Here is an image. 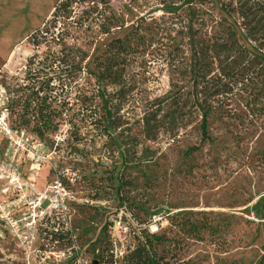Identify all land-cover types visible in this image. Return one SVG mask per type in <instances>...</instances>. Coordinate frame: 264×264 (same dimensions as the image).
Masks as SVG:
<instances>
[{
  "label": "rangeland",
  "instance_id": "1",
  "mask_svg": "<svg viewBox=\"0 0 264 264\" xmlns=\"http://www.w3.org/2000/svg\"><path fill=\"white\" fill-rule=\"evenodd\" d=\"M60 1L0 0V83L10 100L12 90L29 85L31 76L42 81L37 70L47 51L43 39L50 41L48 35L54 37L66 22L82 25L66 44L85 50L90 65L112 40L123 39L141 14L170 16L152 0H137L142 6L137 10L126 8L128 0H109L111 14L123 26L104 35L97 26L102 21L91 13L94 2L75 0L66 22L59 17L54 28L43 27ZM256 5L264 0H248L247 6ZM38 28L49 31L39 34L34 46L29 37ZM169 33L175 42L159 40L130 58L124 85L97 95L95 89L90 92L93 79L81 75L76 81L95 99L90 108L73 106L70 112L85 117L79 151L68 142L69 127L62 125L49 135L48 146L43 142L46 158L37 176H28L39 189L58 176L72 194L67 218L40 222L27 244L0 223V264H126L125 256L146 234L164 236L157 251L168 264H264V98L255 97L258 83L237 84L232 97L218 99L222 104L208 122L210 139L201 142V110L194 106L199 101L181 62L190 51L175 50L185 32ZM91 40L88 48L83 45ZM34 54L28 73L26 61ZM48 77L56 78L53 72ZM99 115L106 133L102 124H93ZM9 120L20 124L15 115ZM149 127L157 131L155 140L148 139L154 129L146 136ZM187 213L192 223L212 230L188 239L182 231L188 228L183 226Z\"/></svg>",
  "mask_w": 264,
  "mask_h": 264
},
{
  "label": "trees",
  "instance_id": "2",
  "mask_svg": "<svg viewBox=\"0 0 264 264\" xmlns=\"http://www.w3.org/2000/svg\"><path fill=\"white\" fill-rule=\"evenodd\" d=\"M153 1L170 16L156 18L152 15L154 12L141 14L137 21L128 27L124 38L112 40L102 55L94 58L90 65L86 63L85 50L68 47L66 44L68 39H74L73 34L77 33V29L82 26L76 22L71 24L66 22L75 0L58 2L53 8L51 18L45 21L43 27L51 24L54 28L59 17L66 23L54 37L48 35L50 41L43 39L47 51L44 59L38 64L42 67L37 70V73L42 74V81H39L38 76H31L29 85L12 90L15 98L11 99L8 108L12 115L18 117L20 125L26 127L31 125L30 131L47 146L49 135L57 132L62 125H67L70 130L68 142L74 143V151H79L76 145L83 134L81 126L84 116L81 115L78 118L77 114L74 112L70 114V112L73 106L78 107L77 110L90 108L95 99L92 94L85 95L86 85L79 88L76 81L81 75L93 79V88L90 92L95 89L97 95L100 91L104 92L108 86L124 85L130 58L164 39L175 42L177 37H171L169 33L173 29L185 32L180 39V44L176 43L175 50L182 49L184 51H181L182 54L190 51L188 58L182 59L181 62H183L182 68L187 70L183 76L188 77L190 86L194 90V98L199 101V105L194 104V106L200 107L201 110L199 125L201 142H207L210 139L208 122L212 114H216L217 106L222 104L218 99L228 98L229 95L232 97L233 86L237 84L245 86L250 82L258 83L254 92L255 97L264 98V5L247 6L248 0H194L188 4L186 1L189 0ZM90 2L96 5L91 8V13L96 15V22L102 21L97 25L100 28L99 32L108 35L117 24L120 28L123 26L111 14L109 0H90ZM128 2L129 5L126 8L129 10L142 7L139 5L140 1L128 0ZM182 5L184 7L181 9ZM106 22L110 24L105 26ZM88 28L90 27H86L82 33H85ZM48 31V29L38 28L29 39L34 46H37L39 43L36 39L39 34L42 38ZM91 42L92 40L83 45L88 48L92 45ZM52 46L57 47V50L51 51ZM35 57L36 54L26 61L28 73L29 67L35 64ZM49 72H53L56 78L48 77ZM55 80L57 83L54 88L52 81ZM89 85L87 83V86ZM53 90L57 91L54 96L51 94ZM121 90H118L119 93ZM201 100L203 103L200 102ZM207 102L216 104L214 107L204 106ZM159 115V110L154 112L153 120ZM92 120L90 122L95 127L98 123L102 124L105 130L103 132H107L104 115H99ZM150 120L152 121V118ZM143 122L145 123L146 120L144 119ZM143 126L147 127L145 124ZM154 128L149 127L146 130V136L149 132H153ZM150 129L152 131H149ZM156 133L154 129V134L149 135L148 139L155 140ZM192 151L190 149L187 154H191ZM190 216L192 213L183 215L186 217L183 226L187 225L188 228L186 230L182 228V231L186 232L188 239L198 240L202 231L212 230V227L210 229L206 224L192 223ZM163 237L142 235L143 242H139L133 251L125 256L126 264H168L166 256L157 251L159 242L165 240Z\"/></svg>",
  "mask_w": 264,
  "mask_h": 264
},
{
  "label": "built area",
  "instance_id": "3",
  "mask_svg": "<svg viewBox=\"0 0 264 264\" xmlns=\"http://www.w3.org/2000/svg\"><path fill=\"white\" fill-rule=\"evenodd\" d=\"M10 101L0 83V223L27 244L40 222L51 217L65 221L73 199L57 175L46 189L28 177H36L45 163L44 143L25 126L10 122Z\"/></svg>",
  "mask_w": 264,
  "mask_h": 264
}]
</instances>
